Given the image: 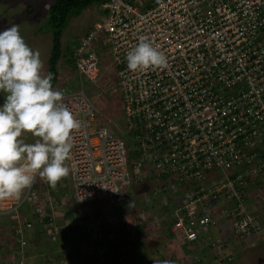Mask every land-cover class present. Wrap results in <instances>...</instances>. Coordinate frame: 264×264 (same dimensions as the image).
<instances>
[{"label": "built area", "instance_id": "built-area-1", "mask_svg": "<svg viewBox=\"0 0 264 264\" xmlns=\"http://www.w3.org/2000/svg\"><path fill=\"white\" fill-rule=\"evenodd\" d=\"M99 8L78 35L72 52L77 83L64 92L83 125L73 133L70 174L58 182L67 191L55 192L37 176L18 201L0 200L7 231L0 260L8 251L13 258L6 264L31 260L26 246L33 226L30 213L18 215L23 204L34 205L39 222L47 219L45 238L78 228L92 230L94 242L111 237L103 224L113 214L79 218L73 211L71 218L57 212L55 197L78 205L121 198L134 179L149 176L172 181L166 191L186 187L180 197L168 192L163 204L176 245L224 250L226 235L264 239V210L253 214L244 205L248 183L264 175V0H156L151 6L106 0ZM141 36L166 55V69H127L126 54ZM84 81L112 95L111 103H97L96 89ZM93 246L86 244L87 251ZM224 260H231L227 252Z\"/></svg>", "mask_w": 264, "mask_h": 264}, {"label": "rangeland", "instance_id": "rangeland-1", "mask_svg": "<svg viewBox=\"0 0 264 264\" xmlns=\"http://www.w3.org/2000/svg\"><path fill=\"white\" fill-rule=\"evenodd\" d=\"M135 1L139 6H144L147 1L153 0ZM52 2L53 0H0V31L12 25L18 26L20 34L25 42L33 50L39 51L44 64V73H46V60L49 54L51 41L50 28L47 24V9ZM99 14L100 9L98 5L91 4L79 14L71 16L62 32V44H69V46H72V44L76 43L79 33L87 29L92 22L98 18ZM98 54H100V51H98ZM101 56L106 59L109 54L105 52V54ZM58 70L57 80L53 84V88L63 93L73 89L77 83L75 72L71 70L65 73V69L62 71L61 68ZM83 83L89 89H96L97 96H95L94 99L97 103H100L99 100H102V103L105 105L106 103H111L113 96L109 95L107 91L100 90L97 86L94 88L88 81H84ZM104 83L106 84L103 78L98 82V84L103 85V87L105 85ZM4 97L5 94L0 92V105L3 104ZM115 121L116 120H114V122ZM23 138L28 143L34 142L35 139L30 133H25ZM158 182V179L149 178L146 180L144 178H137V182L132 186L133 191L128 195L124 194L121 196L119 206V210H121L120 213L124 212L125 216L126 213L130 214L132 219H136V221H131L128 224L130 227L128 226L126 228V230H128V228L132 230L131 232L133 233L132 235L125 233L127 231L124 232L122 229L121 232L111 233V237L107 239V243H105L106 245L104 247L93 246V240L89 237L90 240L87 241V243L90 247L93 246V248L97 250V255H95L94 251H87L86 244L83 245L85 241L81 240L83 236L80 235V230H78V228L77 230L65 228L62 232L56 233L54 239H46V242L45 239H42L44 246L46 248L52 246V248H55L53 250H56L55 252L59 254L67 251L70 247L69 245L73 247L76 246L77 248L80 247L84 255L81 259L75 257V259L72 260V264H146V262L150 260L152 264H165V262H167V264H264V239L259 242L250 240L247 242L246 240L233 239L231 235H226L230 240L226 243V248L224 250H219L217 248L212 249L206 244H197L194 248L187 246L182 247L176 245L172 239L171 242L167 243L165 239L166 220H169L170 216L168 209L165 213V209H163L165 205L163 204L168 200V191L165 190L164 192V190H161V188L157 186ZM246 188L244 192L245 208L253 214L259 213L261 215V211L264 210V175L248 183ZM64 189L66 190V185L57 184L56 188L53 190L59 192L64 191ZM55 198L58 202L56 208L58 209L57 212H68L71 218L73 211L76 215H79L78 217L81 218V216H83L79 213L81 208L74 206L75 204L71 199H65L61 197V195H57ZM105 201H107V199ZM37 205L39 204L36 203V206ZM33 207L34 205L31 203L23 204L18 209L19 217L21 219L27 217L30 211L33 212ZM39 209L42 210V207L40 208L39 206ZM97 210V212H103L100 208ZM92 213L88 212L87 217ZM115 215L117 214H113V216ZM73 222L74 220L72 223ZM132 223H135L133 229L131 226ZM2 232V228H0V235ZM134 232L136 233V239H138L137 241L139 243L135 242L132 244L133 242L128 239V235L133 237ZM27 238L29 242V248L26 246L27 251L29 253L34 251L35 254L38 253L37 256L42 257V250L46 248H41V252H39L37 242H31L32 235H29ZM0 243L3 244L4 239H2ZM65 244L66 247H63ZM108 244L110 246H108ZM111 246L116 248L119 255L113 256L108 252L109 248H112ZM110 250L111 252L113 251V249ZM226 252L231 257L230 261L224 260V254ZM56 253H52L51 257H54ZM91 254H93L92 257ZM8 257L9 259L13 258L9 251L4 254L3 258L0 260V264H6V258ZM131 259L134 261L131 262ZM24 261H27L28 264H34V260L25 259ZM60 261L67 264L66 261ZM56 263H58V261L55 260L54 264Z\"/></svg>", "mask_w": 264, "mask_h": 264}, {"label": "clouds", "instance_id": "clouds-1", "mask_svg": "<svg viewBox=\"0 0 264 264\" xmlns=\"http://www.w3.org/2000/svg\"><path fill=\"white\" fill-rule=\"evenodd\" d=\"M126 61L134 74L168 67L166 55L144 36L127 52ZM43 67L39 51L25 42L18 26L0 31V92L5 94L0 105V200L18 201L37 176L55 189L70 174L66 161L82 121L64 103V93L53 88L52 73L45 74ZM25 133L34 142H26Z\"/></svg>", "mask_w": 264, "mask_h": 264}, {"label": "trees", "instance_id": "trees-1", "mask_svg": "<svg viewBox=\"0 0 264 264\" xmlns=\"http://www.w3.org/2000/svg\"><path fill=\"white\" fill-rule=\"evenodd\" d=\"M106 1V0H53V2L49 5L48 9H47V24L50 28V33H51V41H50V49H49V54L47 57V62H46V73H52V85L55 83V81L57 80V76H58V69L59 68H63L65 69V71L67 70V73L70 72L71 70H74V63H73V48L74 46L77 44L76 43L72 44V46H69V44H62V32L63 29L65 28L69 18L71 16L77 15L80 12H82L84 9H86L88 6H90L91 4H97L98 8H99V3ZM127 1H132V0H127ZM156 0L153 1H147L145 6H151ZM100 9V8H99ZM101 11V10H100ZM84 32V31H83ZM71 67V68H69ZM136 181V180H135ZM164 182H158L157 186L161 188V190H164L165 192V187L166 184L170 185L173 182L170 180H164ZM186 188L185 186L183 187L182 185H175V187L173 189H169L168 192L171 193L172 195H174V197H180L182 195L181 191H183V189ZM168 193V196H169ZM37 195H41V192L37 191ZM163 209H165V213L167 212V206H163ZM31 214V220H32V231L31 234L29 233V235H32V240L31 242L35 241L37 242V246L39 248V252H41V248H46L44 246V243L42 242V239H46L44 234H41V228H42V224L45 223V221H47L46 218H41V221L39 222V217L38 213L35 214V212H30ZM29 214V215H30ZM27 215V217L29 216ZM26 218V217H25ZM172 219L170 218L169 220H166V230H165V234L166 236H169L171 238V234L169 231V226L171 224ZM5 221H1L0 224V228L2 227V224H4ZM118 226V228H120L119 230L122 231L123 227H121V225H115ZM9 228V227H8ZM38 228V229H37ZM122 229V230H121ZM106 230V229H105ZM2 234L0 235V242L2 239H5V233L7 232L4 228L2 229ZM113 231L116 232V230L113 227ZM124 231V230H123ZM85 234H83V238H81L82 241H85V244H88L87 241L90 240V234L88 233L89 231L85 230ZM128 233V231H127ZM28 235V236H29ZM43 235V236H42ZM128 239L133 242L132 244H134L135 242L139 243L136 239L135 236L130 237L128 235ZM110 237H108L107 235H101L100 237H98V240L94 241L92 244L96 245V246H105L107 243V239H109ZM2 244H0V250H2L4 247L1 246ZM29 242H28V238H27V248H29ZM69 245V244H68ZM81 245V244H80ZM119 245V244H118ZM69 249L65 252L62 253H56V250H53L55 248H52V246H48L46 249L42 250L43 254L42 257L37 256V254L34 255V251L33 254L31 255L33 259V256L35 257V261L33 262L34 264H53L56 261H67L69 264H72V260L79 257V259H81V253H80V247L77 248L76 246L73 247L71 245H69ZM108 246H110L108 244ZM66 247V244L63 246ZM68 247V246H67ZM113 248V251L111 252V255L113 256H117L119 255V252L116 250L115 247L111 246ZM26 248V249H27ZM64 249V248H62ZM95 255H97V250H93ZM52 253H56L54 255V257L52 256ZM72 254V255H71ZM110 255V256H111ZM74 256V257H73ZM83 256V255H82ZM93 256V254H91V257ZM133 258V257H131ZM110 259V258H109ZM134 259V258H133ZM49 260V261H48ZM131 262H133L134 260H130ZM151 261V260H150ZM146 262V264H152L151 262ZM134 264V263H133Z\"/></svg>", "mask_w": 264, "mask_h": 264}, {"label": "crops", "instance_id": "crops-1", "mask_svg": "<svg viewBox=\"0 0 264 264\" xmlns=\"http://www.w3.org/2000/svg\"><path fill=\"white\" fill-rule=\"evenodd\" d=\"M101 12V11H100ZM100 15V14H99ZM99 17V16H98ZM59 71V70H58ZM62 71H63V68H62ZM65 73H67V71H65ZM120 199L121 198H110V199H107V201H102V202H92V203H87V204H75L74 206H77L80 209V215H83L81 216V218H86L87 217V214L88 212H95V213H98L97 209H102L103 212H108V214H117L115 216H112V220H111V223H104V229H109V230H112V233H115L113 231V227L114 229L116 230V232H121L118 228V226H115V225H121V227H123V230L124 232L125 231H128V234H131L133 232H131L132 230H126V228L129 226L128 224L133 221L134 219H132V216L130 214H127L126 213V216H125V213L124 212H121V210H119V206H120ZM71 202V201H69ZM83 209V210H82ZM114 211V212H113ZM130 215V216H129ZM79 216V215H77ZM80 218V217H79ZM130 227V226H129ZM136 229V228H135ZM87 232L85 231H80V235L83 236V234H85ZM88 233H92V230L89 231ZM127 233V232H125ZM134 236L136 237V233L134 232ZM132 237V236H130ZM166 242L169 243L171 242V239L169 236H166ZM204 255V254H203ZM31 260H34L35 261V257H33V259Z\"/></svg>", "mask_w": 264, "mask_h": 264}]
</instances>
